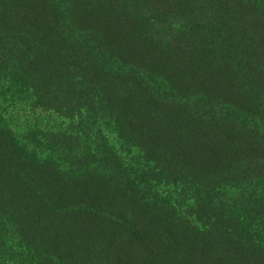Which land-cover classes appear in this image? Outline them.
Listing matches in <instances>:
<instances>
[{
	"label": "trees",
	"instance_id": "obj_1",
	"mask_svg": "<svg viewBox=\"0 0 264 264\" xmlns=\"http://www.w3.org/2000/svg\"><path fill=\"white\" fill-rule=\"evenodd\" d=\"M0 264H264V0H0Z\"/></svg>",
	"mask_w": 264,
	"mask_h": 264
},
{
	"label": "rangeland",
	"instance_id": "obj_2",
	"mask_svg": "<svg viewBox=\"0 0 264 264\" xmlns=\"http://www.w3.org/2000/svg\"><path fill=\"white\" fill-rule=\"evenodd\" d=\"M20 110V111H18ZM17 110V114H18V120L19 122L23 123L24 120L27 118V115L29 116V118H34L32 117L33 113L27 111L25 108L19 109Z\"/></svg>",
	"mask_w": 264,
	"mask_h": 264
}]
</instances>
